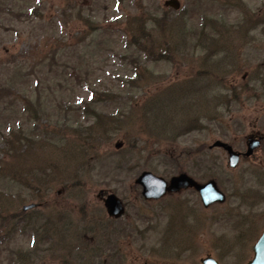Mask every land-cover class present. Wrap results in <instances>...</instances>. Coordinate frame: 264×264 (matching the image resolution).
<instances>
[{
	"label": "rangeland",
	"instance_id": "1",
	"mask_svg": "<svg viewBox=\"0 0 264 264\" xmlns=\"http://www.w3.org/2000/svg\"><path fill=\"white\" fill-rule=\"evenodd\" d=\"M166 1L0 0V87L12 89L0 100V166L8 169L15 159L23 165L17 177L0 172V264H10L3 250L21 253L37 243L42 249L34 264L75 262L59 244L52 248L50 239L38 240L29 226H40L42 214L56 220L62 213L74 227L102 221L99 234L87 237L89 249L96 247L88 253L90 264H202L208 255L222 264H245L253 257V246L264 231L260 198L264 197V0H179V9ZM209 17L225 20L227 27L243 24L244 28L226 32ZM161 18L165 37L179 45L174 48L178 51L165 53L160 47L150 54L133 36L140 32L139 21H144V27L164 44L162 25L156 22ZM255 24L259 26L252 29ZM216 74L238 91L239 99L231 106L213 108L212 100L202 95L198 102L201 93L192 91L211 83L208 88L219 92L222 82ZM177 91L189 96L194 92L190 102L195 116L203 121V112L210 108L212 119L209 125L202 123L178 135L175 142L156 143L143 123L144 108L170 100ZM100 92L108 94L90 101L92 114L84 105ZM26 96L36 114L33 109L23 114ZM170 113L174 119L176 114ZM110 114L120 118L110 122ZM98 115L107 123L99 122ZM9 122L15 130L32 132L29 150L3 151ZM115 124L120 128L113 131ZM250 134L263 136L253 156L242 157L231 168L227 152L212 148L209 155L222 168L213 175L204 173L205 164H198L203 146L221 139L246 151ZM131 147L142 149L141 157L149 166L137 171L136 158L130 162L122 158L119 151L134 150ZM179 156L184 160L181 168L171 159ZM144 170L167 180L181 172L200 182L215 179L227 201L204 207L192 189L145 199L136 183ZM108 192L124 202L123 216L107 213ZM31 203L38 205L25 211L23 207ZM74 232L69 242L75 248ZM42 254L47 257L43 262Z\"/></svg>",
	"mask_w": 264,
	"mask_h": 264
},
{
	"label": "trees",
	"instance_id": "2",
	"mask_svg": "<svg viewBox=\"0 0 264 264\" xmlns=\"http://www.w3.org/2000/svg\"><path fill=\"white\" fill-rule=\"evenodd\" d=\"M231 3L235 4L234 1H232ZM233 6H236V4ZM237 6H238V4H237ZM209 20H211V22L213 21L215 23L218 21L220 26L225 28L223 30L226 32L232 30L233 27H238L240 29L244 28L243 24L242 25H240V24L239 25H231V26L227 27L226 26L227 23L224 22L225 20H223V19L221 20L219 18L218 19H214V18L211 19L209 17ZM158 21L156 19L157 25L158 26L162 25V31H163V34L165 37L166 29H167L166 23H165L163 18L159 19ZM185 21H186V19L182 22V23H184V26L186 24ZM182 26L183 25H181V27ZM257 26H259V25H257V24L252 25V27H253L252 29L257 28ZM139 27H140V32L135 33L133 38H134V42L137 45H140V47L142 49L144 48V50H147L149 53H150V51H155V48H160V47L162 48V52L164 51L165 53H167V52L173 53V52L178 51V50H174V48L179 47V45H175L176 43H173L172 41H170L169 38L165 37L164 44L162 42L158 43V41L155 39V37L152 36L153 35L152 30L144 27V21H139ZM212 28H213V30H215L214 26ZM219 29L220 28L218 27V30ZM215 32H216V30H215ZM226 32H224V33L222 32V35H224ZM202 35L204 37H208L209 41L213 40V37H210L212 35L208 36L205 32ZM163 48H164V50H163ZM167 55L165 56V58H167ZM214 76L217 77L218 80H221L222 89H225L226 92L220 93L222 90L221 88H220L219 92H218V88L215 90H214V88H208V86L210 87V84H211V83H208V85L204 89L199 88V89L192 90L194 92L201 93L200 97L198 96V93L196 94L200 98V99H198V102L203 101L201 96L204 95V97H206L210 101L212 100L211 107H213V108L218 109V107H221V108L224 107L225 108L226 106L227 107L231 106V103L234 102V100L236 98V91H234V87L228 86V83L224 77H222V78L218 77L219 75H217V74ZM131 82H133L132 79H131ZM220 87H221V85H220ZM11 90L12 89L10 87L1 86L0 87V100L3 101L4 96L8 95L11 92ZM180 92L181 91H177L178 94L175 92L173 95H171L170 100L168 99L167 101H164V99H163L161 101V103L158 105H155V107L148 106V107L144 108L145 112H143V110H142V112H143L142 117L144 116L143 123L148 128L147 131L149 132L150 137H152L153 139L155 138L156 143H161V142L169 141V140H171L172 142H175L178 139V135H184L190 129L196 130L197 127L202 126V123L209 125L210 120L212 119V118L208 117V114H209L208 112H209L210 108H208L206 110V112H203L204 113L203 121H201L199 115H197V117L195 116L196 114L194 113L195 112L194 106L192 105L193 102H190V101H192V99H191L192 96L195 95V94H193L194 92L191 93L190 96L188 95L187 91H183L182 92V93H184L183 95L180 94ZM99 94L93 95L92 99L87 101L84 105V107L86 109L92 110V112H93L92 114H95L94 113L95 110L91 108L90 101L100 100V98L105 97L108 94V92H100ZM214 95H215V97H214ZM211 96H213V97H211ZM207 99H205L206 102H207ZM24 101H25V104H24L25 108L23 109V114L26 115L28 113V111L31 112V109H33V111L35 110V114H36L37 108L33 107L31 99L26 96ZM177 102H185L187 104H189V102H190V104L186 105V106H179ZM171 109H174V111ZM170 111H172L174 114H176L174 119L171 118ZM144 113H145V115H144ZM98 117H99V115H98ZM32 118H33V114H31L28 117L29 120ZM99 118H100L98 120L99 122L105 123V124L107 123L106 117H102V118H105L104 120H102L101 117H99ZM117 118H120V117L115 116L113 114L109 115L110 122L116 121ZM215 119L218 120V117H216ZM105 124H103V125H105ZM111 127L112 128L116 127L113 131H116L120 128L116 124L112 125ZM93 128L94 127H92V130H93ZM6 129H7L8 133L5 136L3 135V141H2L3 144H5L6 150L3 148V151H5L6 153H9V154H13L12 152H14V151L19 152L20 150H23V149L24 150L30 149V147H31L30 142L32 141V139H31L32 132H30L28 129H22V127H19V128H17L18 130H15L14 125L11 122H9L7 124ZM175 133H178V134L176 135ZM87 138L88 139L90 138L89 134L87 135ZM91 145H93V143H91ZM207 147L208 148H205L203 146V148L200 149L199 152L201 154V158L200 159L198 158V164L202 165L204 163L205 164V166L203 167L204 173H212V175H213L214 173L218 172L219 167L220 168H222V167H221V164H218L217 159H215L211 155H209V152H211V148L209 146H207ZM131 148H133V147H131ZM133 149L134 150L121 149L119 151V154L122 155V158H124L126 156V161L128 160V162H130V160H135L133 158H136V161H135L136 164L135 165L137 166V168H136L137 171H140L141 168L149 166L147 161L143 160V158L141 157V154L143 153L142 149H140V148H138L137 150L135 148H133ZM161 153H160V155H162ZM187 154H190V153L187 152ZM16 155H17V153H16ZM181 157L182 156H179L176 158L175 157L171 158L172 162H174L175 166L178 168H181L184 166L183 165L184 160L181 161ZM113 159H114V157H113ZM20 166L23 167L22 161H19L18 163H16V159H15V162H13L12 165L8 169H6L4 165L0 166V172L3 171L5 173H11L15 177H17V176H20V175H17V169L18 168L20 169L21 168ZM178 168H173V169H178ZM27 172H28V169L26 170V173ZM44 174H45V171H44ZM192 190L195 191L194 189H192ZM227 218H229V217H227ZM38 220L40 221V226H37V227H31V226H33V223L29 224V222H26L27 224H29L30 229H33L36 232L35 236H37L38 240L44 242V241H47L48 239H50V242L51 241L53 242L52 248H53L55 243L59 244L61 251H66L67 253H70L71 257H73V259L75 260V262L71 261L72 264H90V262H88V260H89L88 259V256H89L88 253L90 250L93 252L96 249V247H93V248L91 247V249H89V245H90L91 241H89L87 239V237H88L89 233L96 234V232H98V234H99V230H102L101 227H103V224L100 223V222H102L100 219L95 225H92L91 227H74L72 222L70 224L69 221L65 220L64 213H62V218H59L56 220L51 219L50 217H48L45 214H42L38 217ZM241 222H242V220H241ZM95 228H98V229L96 230ZM237 230L240 231L241 233L242 232L247 233V231H248L247 230L244 232L243 229H240V230L237 229ZM72 232H74L73 234L76 236V240L78 242V245L75 246V248L73 245H71L72 243L70 244V242H69V237H70V234H72ZM50 233H54L55 236L53 237V235L52 234L50 235ZM105 233L106 232L104 231L103 236H105L104 235ZM71 236H73V235H71ZM243 236L241 238H243ZM95 237H96V239H100L99 237H97V235ZM97 244H100V243H97ZM35 248H32L31 250H22L21 253L19 251H16L14 253L16 256H14L12 250H9V249L3 250L4 252H6L5 260L7 262H10V264L12 262L17 263V264H32V263L34 264V262L37 260L36 257L39 254V252L41 251L42 247L39 245V243H37ZM49 248L51 249L50 245H49ZM46 258L47 257H45V255L42 254L41 258L39 260H41V262H43V261H45ZM71 263L68 262L66 259H64V261H61L60 264H71Z\"/></svg>",
	"mask_w": 264,
	"mask_h": 264
},
{
	"label": "water",
	"instance_id": "3",
	"mask_svg": "<svg viewBox=\"0 0 264 264\" xmlns=\"http://www.w3.org/2000/svg\"><path fill=\"white\" fill-rule=\"evenodd\" d=\"M166 5L174 9L180 8L179 0H167ZM262 137L258 134H250L247 137L246 151L242 152L234 148V146L224 140L216 139L210 148L221 147L228 154V164L231 168H236L240 163L241 157H250L255 154V151L261 146ZM122 143H118L120 148ZM136 183L142 188V196L148 200H158L168 193H178L184 189L194 188L200 194L202 203L205 207H209L214 203H224L227 199L226 193L218 186L215 179H210L207 182H200L192 177L187 172H181L173 175L170 180L157 175L151 170L142 171L136 179ZM104 203L107 213L110 216L119 218L126 212V207L122 199L114 192H108L104 196ZM38 204L31 203L23 207L25 211L35 208ZM254 255L245 264H264V231L258 241L253 246ZM202 264H221L218 259L212 255H208L202 259Z\"/></svg>",
	"mask_w": 264,
	"mask_h": 264
},
{
	"label": "flooded vegetation",
	"instance_id": "4",
	"mask_svg": "<svg viewBox=\"0 0 264 264\" xmlns=\"http://www.w3.org/2000/svg\"><path fill=\"white\" fill-rule=\"evenodd\" d=\"M256 80H259V78L256 77ZM246 85H247L248 87L252 86V85H251V82H247ZM252 87H254V86H252ZM238 97H239V95H238V91L236 90V99H239ZM258 135H259V134H258ZM259 136H261L262 139H263V136H262V135H259ZM242 152H243V151H242ZM243 157H246V156H243ZM218 170H219V168H218ZM218 177H219V176H218ZM218 186H219V184H218ZM219 187H220V186H219ZM224 192H225V191H224ZM225 193H226V192H225ZM198 194H199V193H198ZM226 195H227V194H226ZM199 196H200V195H199ZM200 198H201V197H200ZM260 198H261V199H264V197H260ZM260 198H254V199H258V200H259ZM201 201H202V200H201ZM226 201H227V200H226ZM226 201H225V202H226ZM259 201H260V200H259ZM225 202H224V203H225ZM224 203H220V202H218V204H224ZM185 207H186V205H185ZM204 207H205V206H204ZM229 214H230L232 217H236V216H238L239 218L245 219L244 217L240 216V215L237 214V213H234V214H233V213H229ZM232 214H233V215H232ZM244 216L246 217L247 215H244ZM238 229L240 230L241 228H238ZM201 262H202V260H201Z\"/></svg>",
	"mask_w": 264,
	"mask_h": 264
}]
</instances>
